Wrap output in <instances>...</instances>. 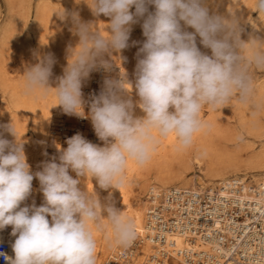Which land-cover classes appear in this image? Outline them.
<instances>
[{
	"label": "clouds",
	"instance_id": "1",
	"mask_svg": "<svg viewBox=\"0 0 264 264\" xmlns=\"http://www.w3.org/2000/svg\"><path fill=\"white\" fill-rule=\"evenodd\" d=\"M95 16L110 17L108 35L95 30L92 23L72 18L79 44L70 49L68 66L55 89L66 114L84 116L82 79L96 66L104 53L128 47L131 25L143 21L147 38L138 60L135 88L139 107L146 114L134 118L131 100H123L124 79L106 81L103 91L91 104L90 118L96 135L105 142L97 146L77 133L67 140L60 163L43 164L38 178L44 204L37 207L20 205L32 192L34 175L23 150V143L0 136V230L12 226L11 245L14 258L0 251L8 264H96L97 239L93 231L111 228L116 246L130 247L137 237L135 222L112 204L102 205L97 195L82 191L79 177L95 178L101 189L124 186L129 161L147 164L162 138L175 137L177 151L189 149L197 133L209 126L201 118L205 105L223 108L236 96L243 104L253 99L255 91L249 66L264 68V46H255L245 58L240 40L238 19L209 15L203 0H85ZM155 6V12L148 11ZM135 6V13L130 9ZM255 8L264 14V0ZM65 16V11L62 17ZM181 21L195 29L182 30ZM210 48L203 54L196 44ZM54 60L46 56L24 73L23 93L48 94L49 77ZM264 110V101L256 103ZM170 109H172L170 111ZM15 138L16 132L7 126ZM7 150V151H6ZM74 171L78 178L69 174ZM102 213H106L103 215ZM51 217V222L48 217ZM107 222L105 224L104 222Z\"/></svg>",
	"mask_w": 264,
	"mask_h": 264
},
{
	"label": "rangeland",
	"instance_id": "2",
	"mask_svg": "<svg viewBox=\"0 0 264 264\" xmlns=\"http://www.w3.org/2000/svg\"><path fill=\"white\" fill-rule=\"evenodd\" d=\"M37 3L46 5L47 8L46 16L39 23L34 15ZM203 3L207 7L209 15H219L225 19L232 17L238 19L240 40L246 42L242 49V55L245 58L251 55L253 47L264 46V14L257 12L256 0H241L235 6L229 5L227 0H203ZM63 11H65L64 17H62ZM130 11L135 13V6ZM148 11L154 13L155 6L148 5ZM73 13L78 15L81 22L92 23L95 25V30L100 31L105 36L108 35L107 24L110 23V17L103 14L95 16L85 0H23L20 5L17 1H12L8 5L6 0H0V107L4 105L9 109L7 114H0V124L3 125L0 134H6L7 128L4 125L7 127L8 124H14L16 138L13 136V140L19 139L23 144H29L30 153L26 154L29 158L28 164L35 157L36 152L42 151L48 161L60 163V160L55 158L58 155L54 153L53 147L47 146L48 149H44L45 147L42 149L35 144L32 122L27 117L24 120V108H10L12 105L11 96L14 92L19 97L26 96L23 93L24 73L29 67L35 66L46 56L50 55L54 60L52 74L49 77V87L55 85L58 71L64 74L68 66L69 50L75 48L80 39L72 18ZM146 16L147 13L144 17L137 18V22L131 25L128 47L120 50L124 54L127 52L134 54L136 72L138 60L143 58L140 48L147 39L142 28ZM10 18H20L22 21H20L17 30L11 29L4 33L2 29ZM180 23L182 30L195 33V29L185 25L183 21ZM196 44L203 54L212 55L211 49L207 48V50L204 47L198 34H196ZM113 52L111 54L104 53L102 58L110 65L107 68L115 72L117 68L121 67L123 59H121L122 61L115 59ZM248 70L254 82L253 99L249 103L243 104L235 96L223 108H210L220 118L218 142L227 146L229 150H238L242 159L264 147V110H257L255 107L256 103L264 101V68L250 65ZM37 93L39 95V92ZM209 111V107L205 105L202 109V116L206 117ZM17 122H19L18 125H15ZM67 146L61 147V154ZM159 147L160 145L158 149ZM153 163L156 162L140 167L135 164L136 169L129 176L126 171L127 193L125 200L131 208L136 207L142 201H147L148 187L146 184L154 181L157 175L159 177L164 173L167 174V172L182 170V166L177 162L174 163V161L158 159V165ZM186 173L187 177L197 174L196 165H190V169ZM69 174L71 176L76 175L71 169H69ZM246 177L248 181L252 180L250 174H247ZM34 178L32 190L39 187L38 178L35 175ZM48 218L51 221V217ZM7 228L12 230V226H7ZM93 231L97 239V253L103 254L101 262L96 261V264H103L112 251L106 249L104 230L96 231L94 227Z\"/></svg>",
	"mask_w": 264,
	"mask_h": 264
},
{
	"label": "bare ground",
	"instance_id": "3",
	"mask_svg": "<svg viewBox=\"0 0 264 264\" xmlns=\"http://www.w3.org/2000/svg\"><path fill=\"white\" fill-rule=\"evenodd\" d=\"M12 1H17L18 5L22 3L23 0H6L7 4L10 5ZM241 0H227L229 5L235 6ZM15 3V2H14ZM41 3V2H40ZM37 3L35 6V18L36 21L39 23L44 16H46L47 8L46 5H42ZM13 4V3H12ZM20 18H10L6 22V25L2 29V32L7 33L11 29H16L20 25ZM73 48V46H72ZM204 48V47H203ZM207 49V48H206ZM208 50V49H207ZM209 52V51H208ZM113 56L117 60H121L122 64L120 70L122 71L121 74L125 80L124 87L126 90H122L120 92V97L123 100H131L133 104V116L134 118H143L146 114L143 110L139 107L140 97L137 94V90L135 88V83L137 79V72L135 71V58L134 54L127 52L122 53L120 51H114ZM211 53V51H210ZM70 54V53H69ZM69 59V58H68ZM103 59V58H102ZM68 62V60H67ZM71 62V59H69ZM99 59L97 60L96 66L90 71L89 75L86 78L82 79V89H87L91 80L95 73L97 75L95 80L101 81L103 86L106 87V77L102 75L101 65ZM55 74V73H54ZM64 74L58 71L56 73V82L53 87L48 90V94L46 97H41L40 94L38 95H30L19 97L15 92L12 94L11 98V107L10 108H24L23 116L24 120L27 117L32 122V128L34 132V142L40 148L46 149L47 146L53 147V151L56 152L58 157H55L59 161V157L61 155V147L65 145L64 141H61L56 135H54L53 126L59 123L62 119H68L66 117V113L63 110V107L60 105H56L58 103L56 96H55V88L59 84V78L62 77ZM118 77L113 75L109 78V80L113 81V79L117 80ZM83 94V92H82ZM235 97V96H234ZM82 100L84 101L85 98L82 95ZM92 102L88 103V105L84 101L83 111L88 112V126L86 127V132L93 131L95 132L92 121L90 118V109H91ZM172 109H170L171 111ZM209 114L206 117L202 116L201 111V118L208 124V128L200 133H197L193 145L186 150L177 151L175 148L176 140L174 136H169L167 138H162L160 142V147L155 151L152 155L151 160L147 163L156 162L155 164L158 165V159L163 161H174L177 162L179 165L182 166V170H177L175 172H167L164 175L155 177L154 181L149 182L146 184L148 187V199L147 201H142L136 207L131 208L129 203H127L126 193H127V184L125 182L124 186L115 189H101L95 180V178H87V177H79L80 184L78 187L82 191H87L92 195H97L98 200L102 205L112 204L117 209L124 211V214L128 217L132 218L135 222L136 231L138 236L144 237L146 235V212L148 210L149 205L155 204V202H159V197L164 195L169 188H177V189H193V190H207L210 193L216 192L220 195L228 194V189L231 188V180L238 179L239 182L245 181L247 179L246 175L250 174L252 180L246 182L244 184L243 189V197L248 199H254V196L249 195L248 190L245 189L249 187V184L258 185L260 182L264 181V147L255 153L250 154L246 158L242 159L239 154V151L229 150L227 146L221 145L217 139L219 136V116L214 114L213 111L209 108ZM9 109H7L4 105L0 107V114H7ZM204 111V110H203ZM19 122H17L18 125ZM10 125V124H8ZM14 128V124L12 125ZM5 128L6 125H4ZM3 125L0 124V133ZM259 129V128H258ZM86 132L82 131L80 134L84 137L86 136ZM5 135V136H4ZM95 135V134H94ZM2 138L9 140L10 142H15L13 140V135L6 131V134H0ZM96 136V135H95ZM86 138V137H85ZM89 142L95 144V140L97 137H91L87 139ZM18 142L19 139L17 140ZM22 143V142H20ZM100 147H104L105 143H101ZM48 149V148H47ZM23 150L25 155L30 153L29 144H23ZM7 151V150H6ZM31 151H33L31 149ZM27 160L29 159L26 155ZM48 161L45 156V153L36 152L35 157L31 161H29V165L31 166L30 169L32 170L31 173L35 174L38 171L43 170V164ZM57 163V161H55ZM28 163V162H27ZM145 164V165H147ZM154 164V163H153ZM154 164V165H155ZM163 164V163H162ZM135 163L129 161L127 167L128 176L132 174L136 167L134 166ZM172 165V164H171ZM190 165H196L197 174L191 175L187 177L186 171L190 169ZM138 166V165H137ZM160 166V165H159ZM140 167V166H139ZM169 167V165H168ZM139 169V168H137ZM30 170V171H31ZM137 171V170H136ZM146 171V170H144ZM76 174V173H75ZM160 175V174H159ZM74 179L78 178L77 175L72 176ZM35 179V178H34ZM39 181V180H38ZM251 182V183H250ZM39 187L32 190L30 196L24 201L20 206H31L33 202L37 207L42 206L44 204V197L41 191L40 182H38ZM252 191V189L250 188ZM153 196L152 199L149 198ZM125 203V205H123ZM106 215V213H102ZM50 217V216H49ZM49 219V218H48ZM50 221V220H49ZM51 222V221H50ZM107 224V222H104ZM94 229V226H93ZM105 232V239L104 242L106 243V249L112 252L109 254L108 257L112 256L114 253H117L120 247L116 246L114 239L111 237V228L106 227L104 229ZM12 230L8 229L7 227L3 230H0V241H5L8 243L9 247L11 248V257L14 258V252L12 250L11 245L14 243L16 237L11 235ZM173 240V249L174 250H182V251H195L199 252L204 248L203 244L196 239L193 244L187 240L186 235H175L171 238ZM169 250V248H166ZM144 254H149L151 252V248L148 243H144L143 246ZM172 264H184L183 259L177 253L172 252ZM103 254L99 255L97 253L96 261L101 262V258ZM107 257V259H108ZM107 259L103 262V264H107ZM142 258H139L136 262L141 261Z\"/></svg>",
	"mask_w": 264,
	"mask_h": 264
},
{
	"label": "built area",
	"instance_id": "4",
	"mask_svg": "<svg viewBox=\"0 0 264 264\" xmlns=\"http://www.w3.org/2000/svg\"><path fill=\"white\" fill-rule=\"evenodd\" d=\"M101 71L107 81L113 75L118 77L113 81L124 79L120 68L114 72L101 65ZM96 75L87 89H82L87 105L106 90L101 81L95 80ZM83 112L84 116L67 114L68 119L53 126L54 135L65 145L72 136L86 132L88 112ZM86 133V140L97 137L95 145L105 143L95 132ZM246 182V178L243 182L231 180L224 196L207 190L169 188L159 202L148 207L146 235H137L130 247L120 248L108 257L107 264H172L174 251L184 264H264V181L245 188L254 199L243 197ZM175 235H186L192 244L198 239L204 248L199 252L174 250L171 238ZM144 243L149 244L152 253L144 254ZM10 249L7 242L0 241V251L11 257ZM139 258L142 260L136 262ZM0 264H8L3 256Z\"/></svg>",
	"mask_w": 264,
	"mask_h": 264
}]
</instances>
